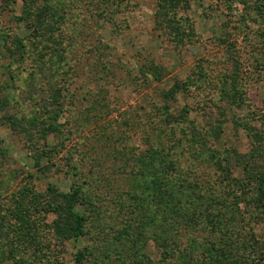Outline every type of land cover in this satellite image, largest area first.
Listing matches in <instances>:
<instances>
[{
	"label": "rangeland",
	"instance_id": "374dc122",
	"mask_svg": "<svg viewBox=\"0 0 264 264\" xmlns=\"http://www.w3.org/2000/svg\"><path fill=\"white\" fill-rule=\"evenodd\" d=\"M13 1L0 23L9 46L0 43V92L12 87L9 114H35L44 122L47 111L58 107L56 100L63 105L49 117L54 121L48 118L46 126L30 134L0 119V141L7 149V156L0 157V239L5 247L0 255L7 256L6 264H75L78 253L80 264H206L204 254L215 252L211 243L221 236L223 244L233 242L231 253L239 261L264 264V217L259 221L264 202L260 208L250 203L257 194L251 189L255 179L243 167L236 175L248 184L245 194L226 188L232 182L219 170L208 173L210 183L219 185L218 199L228 205L229 224L222 217L218 226L209 223L214 218L207 216H218L220 208L211 197L206 213L198 206L192 214L185 212L195 222L167 233L165 245L154 228L153 196L142 198L138 186L144 180L138 158L152 144L161 149L179 139L191 146L184 137L197 132L223 154L247 160L252 155L253 170L264 171V0H188L178 16L185 26V40L178 45L157 27L155 0H128L116 29L99 16L106 6L99 0H67V30L56 34L60 42L52 46L45 39L38 49L15 18L23 12L22 1ZM18 37L31 50L24 52L25 59L17 51ZM10 47L17 58L13 79L3 67L11 60ZM52 61L58 67L48 69ZM157 69L162 76L156 80ZM235 76L237 102L225 92L233 91ZM54 82L58 92L51 87ZM176 84L189 88L168 100L163 92ZM50 183L60 191L77 186L83 192L87 224L78 242L56 231L60 217L48 208ZM23 195H28L25 203H17ZM32 198L40 204L30 211L22 208L35 205ZM120 200L133 203L130 215L145 214L127 220ZM20 233L25 237L20 239Z\"/></svg>",
	"mask_w": 264,
	"mask_h": 264
},
{
	"label": "trees",
	"instance_id": "16d2710c",
	"mask_svg": "<svg viewBox=\"0 0 264 264\" xmlns=\"http://www.w3.org/2000/svg\"><path fill=\"white\" fill-rule=\"evenodd\" d=\"M21 1L23 12L18 16L15 15V18H18V24H21L25 27L26 33L28 34L27 37L30 39V41H32L30 45L32 46L34 44L37 48L39 44H41L43 41H46L45 39L52 41V46H55L54 44H56V42H60L59 40L61 38H57L56 34L58 31L63 33L67 30L66 24L68 21V16L66 12L68 11V9H70L71 4L68 3L67 0ZM99 1L102 4L106 5L105 8L101 10L99 16H102L106 23L112 24L115 29L119 28L121 24L118 18L120 19V15L124 11H126L125 8L128 7L127 5L129 1ZM155 2V20L158 25L157 27L162 30L165 29L167 34L173 37L172 39L174 43L178 45L180 42H182V40H185V31L183 30L185 26L181 22L183 21L184 23V20H180L178 16L179 12L184 9L187 10L189 5L188 0H155ZM10 4H14V1L0 0V23L3 12L8 8L10 9ZM132 4L133 3H131V5ZM99 24H97L98 28ZM190 26L192 27V25ZM4 36H1L0 34V43L2 44L1 47L5 46L8 48L9 46L4 44V42H6V38ZM17 44H21L19 47L17 46L18 53L19 51H23L20 55L21 59H25L26 55L24 52H29L31 50H26V45H24L23 39L20 37H18ZM13 50L14 48L10 47L9 56L11 60L9 63L3 65L10 79L14 78L11 74V66L13 62L17 60V58H15L16 53L13 52ZM6 52H8V50L5 51V54ZM40 63L42 66H46L47 64L46 61L43 60L40 61ZM51 64L52 65H49L47 67L48 69L58 67V65H56L53 61L51 62ZM105 68H107L106 65ZM158 72L160 73V75L154 74L156 80L160 79V77L162 76L159 70ZM42 74H45V71H43ZM147 74L151 73L147 72ZM54 83L55 85L51 87H54L55 91L58 92V90L60 89L56 87V82ZM231 84L234 86L232 87L233 91H231V89H225V92L227 93V95L230 96L231 101L237 102V97L239 96V92L237 91L239 89L236 87V76L234 77L233 81H231ZM186 85L176 84V86L170 89L169 91H164L163 96H165V98H167L168 100L176 98L179 92L187 90L189 88V84ZM11 92L12 87L10 86L3 88L0 92V119L6 120L8 123L11 124L10 126L14 130H18L19 132H27L28 134H30V132L33 131L32 129H40L41 126H46V124L49 123L48 118H54V116H57L60 112V108H62L63 105V101L60 99L61 95H59L58 98L60 100L55 101V104L58 107L54 109V111L52 109L51 112L49 110L47 111L48 116L47 118H45V121L43 119L44 122L41 121V117L38 118L37 116H35V114L31 116L25 115L17 117L13 113L9 114L10 106H14V102H12L14 97L12 96ZM185 112L187 115L188 111ZM49 119L51 121H54L51 118ZM46 128L48 127H44L43 129ZM221 128V125L218 124V132H222ZM50 131L51 130H49V134ZM38 132L40 133L41 130H39ZM184 135L187 136L185 132ZM171 138L172 137L169 136L168 140H170ZM184 139L189 141L191 146L180 143L179 139H175L174 141H172V143H170V145L164 143L163 147L161 145V149L155 147L154 144H152L147 150V152L138 158L141 164V169L143 171L141 173L142 180L144 179L142 183L138 184V186L141 190L142 198H147V196H153V201L155 202L156 210L154 214V228L157 234H161L160 237L158 235L159 238L157 237L160 245L166 244V238L168 237V235H166L167 233L169 234L172 233V231H177L176 228L180 229L181 225H191L192 222H195L193 220L189 221V216L193 213L192 210H195L198 207L204 208L206 201H209L207 199L211 197L213 198V201L217 203V207L220 208L219 212L217 213L218 216H207V219L214 218L213 220H210L209 223L213 224V226H218V224H221L223 222V218L229 224L230 220L228 217H226L228 212V210L226 209L228 205L218 199L217 190L219 185H216L215 183H210V180H208L210 177H208V173H210L211 169L213 168L214 170L216 169V171L219 170L221 172L220 176H223L225 180H231L232 185H227V183H225V185H227L225 186L226 188H229L234 191L237 190V192H240L244 191L245 188L248 186L247 183H244L245 179L243 176L236 175L237 171H239L240 169L242 170L243 167V173L246 174V176L249 174L252 176L253 179H255L253 184L254 187L251 186L253 187L251 189L257 194L253 197V199H251L252 201H250V203L254 204L255 206L257 205L260 208V203L264 202V171L262 169L260 172H256V170H253L252 166L254 165V163H252V155L249 156V159L247 160L240 158L241 156L237 158L233 154V152H226L223 154V152H221V149H218L212 144H210L212 139H207L204 135L199 132H197L196 134L194 133L191 139H189L188 136L184 137ZM160 144L161 142H159V145ZM180 149L182 150L180 151ZM185 149L188 151L187 158L185 157ZM36 153L39 154L40 158L45 157L43 156L44 151H36ZM6 156L7 149L3 145V140H1L0 157L4 158ZM48 166L49 164L45 165V167ZM206 169L207 173H205V177L203 170ZM173 184L174 187L172 188ZM48 185L49 189L53 192V197L51 198L52 200L49 203L48 208L57 213V215H59L60 217V220L56 225V231L61 235L62 239L73 240L74 242H78L83 238L85 226L87 224L86 216L83 211L85 200L83 198V192L81 188L74 186V189L72 191H60L59 188L53 186L52 183ZM242 193L245 194V191ZM27 196L28 195H23L22 197H20L21 199L18 198L16 202L22 204ZM34 198H32L31 200L29 199V202L34 203L35 205H29L27 203L25 204V207L22 208H27V210L30 211L32 207H37L40 203L37 201H33ZM139 200V206H144L145 200ZM118 204L120 205L121 211L125 213L126 216H128L126 218L127 220H131L133 217H135L133 219L135 221V219H139V217H141V214H145V212L138 211V213H136L135 215H130V213L128 212L133 209V203L128 204L120 200ZM209 205L211 206L212 204L210 203ZM185 212H191V214L186 217ZM204 212H207L206 207ZM263 217L264 211L261 213V219H259V221H262ZM145 219L147 218L145 217ZM223 228L224 227L221 228L220 226L218 229H220V231H223ZM24 237L25 235H22V233L19 234L20 239ZM31 240H34V238L32 237ZM218 241L220 242V244H218ZM218 241L216 240V242L211 243L210 248H212V250H214L215 252L210 254L209 257L206 256V253H208L209 251H206V253L204 254L203 258L208 259L206 264H248V258H246V260L239 261V259L237 257H234V254L231 253L233 247L231 243L233 242L223 244L221 242L222 236L218 238ZM3 250H5V247L0 239V251ZM7 255L9 256L10 254ZM185 256L187 257L188 255L185 254ZM6 260L7 256L5 254H2V256L0 255V264H6ZM81 261V253H78V255L76 256L75 264H80ZM194 262H198V259H196ZM14 264H25V261L22 260L20 262H15ZM199 264H203L202 260H199Z\"/></svg>",
	"mask_w": 264,
	"mask_h": 264
}]
</instances>
